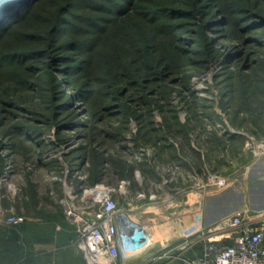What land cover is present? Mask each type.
Listing matches in <instances>:
<instances>
[{
  "label": "trees",
  "instance_id": "16d2710c",
  "mask_svg": "<svg viewBox=\"0 0 264 264\" xmlns=\"http://www.w3.org/2000/svg\"><path fill=\"white\" fill-rule=\"evenodd\" d=\"M262 3L264 0H0V86L9 83L28 88L30 77L42 68V63L46 64L41 92L49 110L40 116L47 128L55 126L56 143L68 141L69 131L81 130L79 145L64 154L69 176L87 163L82 181L87 187L131 178L135 169L155 172L159 164L177 156L168 139L177 137L184 148L192 146L188 140L195 126L191 116L183 121L178 107L169 101L172 91L182 94L191 89L189 84L181 88L172 85L173 76L185 65L189 51L183 31L198 32V64L221 59L227 72L229 98L232 77L239 75L237 81L247 93V103L248 94L253 91L248 93L245 83L252 85V80L256 84L261 80L260 94L251 96L258 95L259 105L253 110L264 116V53L248 69L249 56H243L238 47L245 41L244 32L252 27L251 18L255 14L262 16L257 13ZM198 24L200 31H196ZM215 36L233 42L232 49L224 51ZM251 47L257 52L256 42ZM232 62L239 65L237 70L230 67ZM111 90L114 100H121L101 104ZM142 92L145 104L138 96ZM78 102L81 108H91L92 116H103L108 110L112 116L109 124L99 126L86 121L78 113ZM15 103L0 95V150L7 148L18 154L22 145L23 159L29 160L32 152L25 144L36 138L38 144L44 145L39 133L43 127L33 125L25 133V121L29 120L25 116L10 123L11 116L18 114L14 111L9 116L4 105L18 107ZM247 103L244 108L252 109ZM195 107L189 103L187 108ZM235 110L237 117L244 109ZM155 111L160 112L164 124L156 122ZM119 112L120 120L116 117ZM132 120L138 127L136 132L130 127ZM226 137L224 134L221 139ZM198 138L203 147H210L209 140L201 141L200 135ZM129 140H133V145H129ZM148 142L158 149L153 160L141 157L142 160L131 162L129 154L141 152L137 151L139 143ZM105 145H112V150L109 152ZM189 150L199 156L198 151L191 147ZM41 154L38 161L48 170L64 169L58 160H42ZM5 159L0 151V160L4 163Z\"/></svg>",
  "mask_w": 264,
  "mask_h": 264
},
{
  "label": "rangeland",
  "instance_id": "374dc122",
  "mask_svg": "<svg viewBox=\"0 0 264 264\" xmlns=\"http://www.w3.org/2000/svg\"><path fill=\"white\" fill-rule=\"evenodd\" d=\"M257 10L259 12H256L262 13V16H257V14H255L254 17L251 18V22L249 23L252 27L250 30L244 32L243 40L245 41L243 45L238 46L243 56H249V63L246 66L248 69L250 64L251 66L254 65L253 61L258 58V55L264 53V3L260 4ZM200 28L201 24H198L196 31H200ZM197 34L198 32L195 34L191 30L182 32L183 39L186 41L189 51L185 54V65L173 76L172 83V85L177 88H181L183 84H189L191 89L182 94L174 90L169 100L171 105L178 107L180 118L183 121H185L188 116H191V123L195 126L188 136V140L192 146L188 145V147L184 148L182 146V141L177 137L167 140V142L174 146L172 151L178 154L180 160L178 161L179 164L175 162L174 165L168 166V168L165 169L167 172H164V176L169 180L171 186L173 183L179 184L178 187H180L184 193L193 190L209 198L207 207L204 211L205 214L203 213V220L204 222H210L231 212L240 205V203H237L235 193L232 192L230 195H227V188L237 187L243 179L242 177L240 178L242 171L240 169L241 160L239 159V154L243 152L239 147L241 146L240 141H244L242 146L248 153V160H251L254 155V142L264 141V116L257 115V111L253 110L259 105V97L257 94L251 96L252 93L260 94L263 85H261V80L257 81V84L252 80V85H247L245 83V88H247L248 93L253 91L248 94L247 100H249V102L247 103V93L244 94L239 85V81H237L239 75L234 76L230 79L233 81V84L231 86L232 97L229 98L226 90L228 82L227 72L224 71L220 61L221 59L201 65L198 64V44L195 40ZM215 38L217 39V45L222 46L224 51H230L232 49L233 42L230 40L221 39L218 36H215ZM253 42L257 44V52L252 50L251 43ZM41 66L42 68L30 77L31 86L28 88L17 85L14 86L9 83H4L0 86L1 97L6 101L13 100L19 107H15V105L12 107V105L10 106L8 104L4 105L5 108L9 109V116H11L14 111L18 114L17 117L11 116L12 119L10 123L14 122L16 118L20 119L23 116L29 118V120L27 119V121H25L28 125L24 128V132L28 133L29 128L33 125L43 127L39 129V133L40 139H43L45 145L38 144V142L34 140L36 138L30 140V143H26L25 145L29 146L32 152L29 160L23 159L22 150L24 146L22 145L18 148V154L9 152L10 150L7 148L0 150L2 156L6 158L4 163V160H0V212L3 209L6 213L13 212L23 218V222L20 223L21 225L0 223V264H42L40 260L33 255L38 252L39 249H43L42 246H37V243L35 244L37 239L41 236L47 237V235L49 236L50 234V228L47 227L45 221L41 219L47 216L49 209L59 207V200L61 203H64V200H66V196H59L57 191V188H61V183L68 185L69 188L71 187V184L68 182L67 184L65 183L69 169L65 162L64 152L66 153L70 148L79 145L80 141L78 134H80L79 131L81 130L69 131L68 136H70V139L68 141L56 143L55 126L47 128L48 126L43 124L44 119L40 114L47 113L49 109L42 100L43 93L41 92V86L43 85L42 78L43 75H45L44 73L46 72L47 66L44 63H42ZM230 67H232L233 70H237L239 65H237V62H232ZM234 75H237V73ZM186 76L189 77L186 78ZM151 85L154 86L155 84ZM160 88L161 87L158 86V90H155L157 95L160 94ZM242 88H244V86ZM142 94L143 92L138 96H141L140 102L145 104V99ZM113 96V91H109L101 104L117 103L119 102L118 99L121 100V98L114 100ZM245 102L247 106H251L252 109H245L247 108ZM189 103L190 107L196 106L195 109L189 110L187 108ZM81 107L82 104L80 102L76 103V108L79 111L78 113H81L86 121H94L99 126L109 124V120L112 116L109 114L110 112L108 110H104L103 116L102 114L101 116H98V114L92 116L93 110L91 108L87 107L85 109V107ZM235 109L244 110L241 115L235 117ZM116 117L120 120L122 113L119 112ZM154 117L157 123L164 124L160 112L155 111ZM118 120L112 121L116 123ZM130 127L133 132H136L138 129L134 120L131 121ZM202 130L203 133H201ZM229 131H233L238 135L242 133L243 139H236L229 143L227 142V137L225 140H222L221 136L229 133ZM198 135H200L201 141L207 142L209 140L210 147L207 145L208 149L199 143ZM2 138L7 139L8 137L4 136ZM251 138H253V144L247 145V140ZM6 139L5 141L7 142L8 139ZM148 143L149 144L139 143L137 151L141 152H139L140 155L137 154L138 157L136 156L135 158V155L130 156L129 154L128 157L131 162L141 157L144 158L149 156L148 153L154 156L158 152L156 145L150 142ZM112 145L114 150H116V146L114 144ZM112 145H105V147L109 148L107 149L109 152L112 150ZM129 145H133V140H129ZM190 147L194 151H198L199 156L191 152V150H189ZM125 151L128 150L126 149ZM40 152H42V160H58L64 166V169H59L58 172V170H48L45 168V166L38 161ZM86 166L87 163H83L79 166L77 171H81L77 174H82V172L86 173ZM212 175L216 176L217 179H225V187L221 188L216 184H209ZM137 178L140 181L142 177L140 175V177ZM227 180L229 181L228 186ZM108 186L110 187V185ZM148 187L149 188L145 191L146 200L158 202L155 204H159V206L166 204L164 203L166 200L164 196L165 191L162 190L164 189L163 185H149ZM69 188H66L67 191ZM49 189L53 190L54 195H48ZM170 191L168 193H175V190ZM80 193L78 192V194ZM18 196L20 199H18ZM118 196L119 192L117 190L115 199L118 206L126 208L118 201ZM10 207L14 209H9ZM135 218L138 220L137 217ZM150 235L152 236L151 233ZM127 261L132 263L131 259Z\"/></svg>",
  "mask_w": 264,
  "mask_h": 264
},
{
  "label": "built area",
  "instance_id": "2783aa9c",
  "mask_svg": "<svg viewBox=\"0 0 264 264\" xmlns=\"http://www.w3.org/2000/svg\"><path fill=\"white\" fill-rule=\"evenodd\" d=\"M252 140H247V145H252ZM254 143V154L264 153V141ZM225 183L214 175L209 182L221 188ZM66 188L69 186L65 185V217L75 228L74 244L83 251L87 264H122L120 259L144 253L145 260L180 259L182 264H259L264 260V208L242 204L210 222H204L201 212L198 220L183 228L179 243L155 248L145 226L130 209L118 206L114 188L99 183L83 188L80 194ZM22 222L20 215L1 210L0 223ZM195 243L201 244L199 251L189 257L182 255Z\"/></svg>",
  "mask_w": 264,
  "mask_h": 264
},
{
  "label": "crops",
  "instance_id": "0c3cea01",
  "mask_svg": "<svg viewBox=\"0 0 264 264\" xmlns=\"http://www.w3.org/2000/svg\"><path fill=\"white\" fill-rule=\"evenodd\" d=\"M230 132V131H229ZM234 133L233 137L231 134ZM229 137V138H228ZM242 140V133L239 135L233 131L227 133V142L232 140ZM240 169L242 171L240 178V184L237 187L227 188V195L230 193L236 194L237 203L251 205L255 209L264 208V153L254 154L251 160H248V153L243 148L244 141H240ZM140 155V153H137ZM137 154L135 155L138 157ZM150 161L153 160V156L148 153ZM167 157V155H166ZM141 160V158H139ZM137 159V160H139ZM179 156L175 157V160H170L165 163L159 164V167L155 169V172L146 171L141 173L139 169H135L133 177L127 179H120L114 182L110 187H115L119 192L118 201L121 205L130 209L134 217H137L147 232L152 234L155 248H162L168 244L176 245L181 241V232L184 227L191 225L199 219L200 213L205 214V209L209 198L202 195L199 192L191 191L184 193L179 184L173 183L171 186L169 180L164 176V172H167L168 166L174 165L175 162L179 164ZM77 169L68 177L66 176L65 182L71 184L72 192L80 193L83 188L87 187L82 183L86 178V173L77 174ZM80 175L84 176L81 178ZM139 181L137 177H140ZM166 175V174H165ZM163 185L166 204H155L158 202L148 201L145 199V191L149 185ZM104 184V183H101ZM125 184V185H124ZM106 185V184H104ZM108 186V185H107ZM114 190V191H115ZM170 190H175V193H168ZM59 196H66L67 193L64 184L61 183V188H57ZM115 192H113V198L115 199ZM151 191V190H150ZM171 192V191H170ZM54 195L53 190L49 189L48 195ZM18 199L20 197L18 196ZM116 200V199H115ZM24 202V201H23ZM59 209L54 207L49 209L47 216L41 220L45 221L46 226L49 227L50 234L47 237L41 236L35 244L42 246L43 249H39L34 253L35 257L42 264H87L86 257L82 250H80L75 244V228L65 217L64 204L59 200ZM9 209H14L10 207ZM21 225V224H20ZM46 246V247H44ZM201 248L200 243H195L192 247L182 253L184 256H193L195 251H199ZM147 253L135 258L120 259L122 264H182L180 259H160V260H145ZM259 264H264V260H261Z\"/></svg>",
  "mask_w": 264,
  "mask_h": 264
},
{
  "label": "bare ground",
  "instance_id": "6f19581e",
  "mask_svg": "<svg viewBox=\"0 0 264 264\" xmlns=\"http://www.w3.org/2000/svg\"><path fill=\"white\" fill-rule=\"evenodd\" d=\"M100 192H102V191H100Z\"/></svg>",
  "mask_w": 264,
  "mask_h": 264
}]
</instances>
